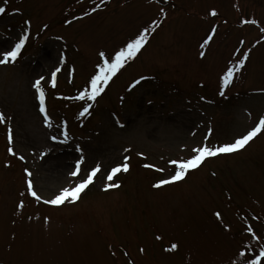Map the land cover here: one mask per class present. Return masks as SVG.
Returning <instances> with one entry per match:
<instances>
[{"label": "rangeland", "instance_id": "1", "mask_svg": "<svg viewBox=\"0 0 264 264\" xmlns=\"http://www.w3.org/2000/svg\"><path fill=\"white\" fill-rule=\"evenodd\" d=\"M0 7V58L29 36L23 59L0 65V264H251L264 249V133L183 181L153 185L174 174L171 161L204 143L234 142L264 117V0H0ZM145 31L136 58L95 102L72 99L101 52L113 56ZM61 59L57 86L45 87ZM41 77L56 127L37 113L33 83ZM123 156L130 170L115 178L121 187L104 191ZM81 158V175L100 165L95 184L76 203L45 204L79 179L70 173Z\"/></svg>", "mask_w": 264, "mask_h": 264}, {"label": "snow or ice", "instance_id": "2", "mask_svg": "<svg viewBox=\"0 0 264 264\" xmlns=\"http://www.w3.org/2000/svg\"><path fill=\"white\" fill-rule=\"evenodd\" d=\"M5 11L4 8L0 7V14H3ZM212 16H216L217 13L215 11L211 12ZM245 24H256L255 20L253 21H244ZM213 30V34H214ZM261 31H264V28H261ZM212 39V35H210L207 40H205V44L210 42ZM28 37L25 36L19 40L18 43L14 45L10 50H3L2 58H0V65L8 64L9 62L15 63L18 57L21 55V50L25 47L26 41ZM147 42V32L141 33L137 38L131 40L126 44L125 47H122L118 51L115 52L113 56H107L105 53L101 52V62L98 63L96 67L95 74L90 78L87 87H85L79 95L73 97L72 99L78 101H91L95 102L99 96L103 93L104 89L109 85L112 81L113 77H115L121 69H123L126 64L136 58L137 54ZM248 56L244 55L239 62V67L243 68L245 61H247ZM235 67V66H234ZM61 71L59 67L56 68L55 71L51 73V87L55 88L57 86V74ZM234 70L233 68H229L226 74L222 77L223 87L226 88L233 80ZM44 77L37 79L35 81L34 87L37 89L39 93L40 100V111L45 114V120L48 119L47 110L45 108V92L42 88V81ZM140 80H137L133 87L138 85ZM225 93L223 91L220 92V95L223 96ZM91 104H88L87 107L84 108L81 115H85L89 112L91 108ZM5 121V115L0 113V122ZM50 126V124H49ZM123 126V125H121ZM264 133V117H262L258 124L253 127L246 134H243L241 137L234 140L231 143H225L222 145H213L209 146L207 143L202 144L201 146H197L193 148V155L187 160H173L171 163L175 166L174 174L170 177L163 178L159 182L155 183L153 187L160 189L166 185L175 184L179 181H183L190 171H194L199 169L206 160L209 158H215L221 155H228L235 153L241 149H243L246 145H248L252 140H254L258 135ZM67 132L64 133L65 139H67ZM53 140L56 137H52ZM8 141L9 144L12 143L13 137L11 128L8 131ZM9 153L15 155V152L11 147L8 149ZM23 159V157H20ZM84 164V159L81 158L75 165L74 170L70 173L72 177H79V179L74 183L73 186L63 188L54 198L49 200H44L45 204H50L53 206H62L65 202L68 203H76L80 200L81 194L87 190L91 185H93L96 181L98 173L101 172L100 165L94 166L91 170L84 169V174L81 175V165ZM145 167H152L151 165H145ZM130 170L127 159L122 163V165H117L111 168L110 172H108L105 176L106 181L108 182L103 190L107 191L110 188H119L121 185L119 183H115L114 179L121 172L127 173ZM156 171H163V169H156ZM32 174L28 172V176L30 177ZM28 191L31 195L37 200L40 201L41 197L37 195V193L33 190L32 181L29 180ZM20 208H23L24 205L21 203L19 205ZM219 216V213H217ZM251 232V228H249ZM255 236V233H253ZM178 245L173 244L168 251L177 250ZM143 251V249H141ZM244 254L241 253V256ZM251 264H264V249L258 253L256 259H253Z\"/></svg>", "mask_w": 264, "mask_h": 264}]
</instances>
